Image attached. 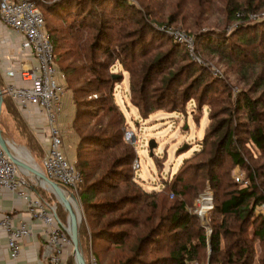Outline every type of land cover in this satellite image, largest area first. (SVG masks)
I'll return each mask as SVG.
<instances>
[{"label":"trees","instance_id":"trees-1","mask_svg":"<svg viewBox=\"0 0 264 264\" xmlns=\"http://www.w3.org/2000/svg\"><path fill=\"white\" fill-rule=\"evenodd\" d=\"M227 2L229 19H234L236 12L258 8L253 0ZM35 3L42 13L43 25L52 40L54 61L63 72L65 88L70 90L74 106L71 127L78 135L73 150L74 166L82 177L77 195L88 227L86 231L81 220L77 228L83 255L89 241L99 261L98 248L110 250L109 260L102 264H249L252 242L256 240L263 247L259 261L264 264V217L253 211L255 205L264 202V182L259 178V171L264 172V161L249 165L235 147L231 109L228 108L227 117L222 121L212 122L210 115L201 148L211 134L216 135V140L203 159L193 160L204 153L202 148L183 161L160 191L143 190L130 170L134 152L122 141L119 124L123 119L111 96L112 86L121 80L122 73H109L108 66L117 63L120 70L127 71L129 102L141 118L161 106H167L170 111H183L187 99L191 96L195 99V94L187 89L175 93L174 72L161 81L157 93L145 90L168 56L156 52L149 63L142 60L145 44H157L162 37L144 21L139 11L132 17L137 7L130 0H35ZM49 18L67 24V28L51 23ZM263 26L264 21L263 24H240L231 33L236 42H231L233 36L200 34L202 41L213 39L216 45L227 46L240 56L246 53V45L253 50L252 54L263 50L256 46L263 36L255 38L256 31H263ZM196 36L200 39L199 34ZM172 46L174 53L181 50L189 55L179 43L173 42ZM216 83L219 84L217 80ZM93 92L97 94L91 98ZM196 100L204 103L198 96ZM2 102L16 111L6 95H2ZM82 104L104 107L105 120L98 119L93 129L83 131L81 124L94 114L80 107ZM256 105V100L244 94L235 102V107L245 110L246 119L251 123L248 141L264 153V129L255 121L259 119ZM22 125L18 131L40 159L42 152L38 144ZM224 157L231 165L242 168L240 181L229 178L230 167L222 166ZM198 174L206 180L213 196L206 212L209 234L200 225L198 215L189 210L184 197L188 190L195 193L203 187L204 182L194 179ZM118 182L123 184L121 189ZM32 189L43 202H54L50 191L35 185ZM169 192L175 194L173 200L166 198ZM98 194L101 197L91 200ZM57 204L55 216L64 223L57 217ZM113 210L116 213L107 216ZM120 248H123L122 254L112 253ZM68 260L66 264H70Z\"/></svg>","mask_w":264,"mask_h":264},{"label":"rangeland","instance_id":"rangeland-1","mask_svg":"<svg viewBox=\"0 0 264 264\" xmlns=\"http://www.w3.org/2000/svg\"><path fill=\"white\" fill-rule=\"evenodd\" d=\"M130 1L137 7V13H132V17L137 16L139 11L144 21L162 37L157 40V44H145L146 46L142 48V51H144L143 53H145L142 60L145 63H149L156 52L166 53L168 56L163 66L154 74L153 79L146 84L145 90L150 94L153 92L157 93L161 89V81L165 77L171 76L174 72L176 74L175 79L177 80L175 84V93L179 90L187 89L192 92V95L195 94V99L193 96L187 99L183 111H170L167 106H161L158 107V109H152L145 117L141 118L135 107L129 102L127 71L120 70L117 63H112L108 66L107 72L119 73L121 71L122 73L121 80L116 81L112 86L113 93L111 96L112 101L121 112V119H123L119 124L122 141L125 142V144L127 143L134 152V156L130 162V170L140 188L148 191H160V189L170 181L173 173L182 166L183 161L202 148V152L204 153H200L193 160L203 159L209 149H212L211 146L213 141L216 140V135L211 134L207 138L204 147L201 148L203 131L209 122L210 115L213 116L212 122L222 121L227 117L228 108L231 109L233 115L230 120L233 124V131H235L236 136L234 142L235 147L241 151L244 161L249 165L262 163V161H264L263 151L257 148L255 149L247 138V130L251 126V123L246 119L245 110L235 107V102L242 94L252 100H256L257 105L255 111L259 119L255 121L262 124L264 129V26L261 28L263 31L257 30L255 33L256 39H258L260 35L263 36L256 45L263 50L252 54L253 50L246 45L244 48L246 53L240 56L229 51L227 46L216 45L213 39L202 41L203 35L200 33L207 32L211 33V35H223L228 37L233 36L231 33L234 32L236 27L240 24H263L264 0H253L255 4L258 5V8L247 12L241 11L240 15L235 14L236 16L234 19H229L226 14L228 0ZM235 1L237 2L239 0H234V2ZM251 12L255 15L247 17ZM241 15H244V17L242 18ZM49 21L55 25L59 24V26L67 28V24L60 23L59 20L57 21L49 18ZM173 30L180 31L185 36H190L192 38L191 48L185 46L183 43L175 41L173 37L170 36ZM196 34L200 35V39ZM235 38L236 37L233 36L231 42H236ZM18 39L19 34L17 32L0 24V63L2 59H11L14 46L17 44ZM173 42L182 45L189 55L186 56L181 50H177L176 53H174V47H170ZM154 43H156V41ZM242 45L244 46V44ZM55 67L61 72L56 62ZM216 80L219 83L218 85ZM61 84L63 86L62 88H64L62 94H65L66 91L67 94H70V90L65 88L64 76ZM207 89L210 90L207 91ZM96 94L97 92L91 93V98L95 97ZM197 96L204 102L203 104H199L198 100H196ZM98 106H96V104H82L80 106L89 110L92 115L94 114L92 117L86 118L81 124L83 131L93 129V125L98 119L105 120L106 115L103 111L104 107L101 109L99 108L100 106ZM72 114L65 120L66 122H61L59 120L60 114L58 121L61 122L60 127L63 141L62 153H64L65 157L75 168L73 150L78 140V135L71 127ZM19 125H22L27 133L31 135L38 144L40 152H42L44 146L40 144L41 141L37 135L39 131L36 130L37 126L39 127L41 125L39 124L36 126L26 122L17 109L16 111L15 109L10 110L7 106L5 107L2 102L0 109V130L2 137L10 143V150H12L11 152L13 154H17L23 160L29 163L32 162L39 167V156L34 154L27 146L25 139L18 131ZM127 132H130L133 136L127 138ZM149 140L153 142L150 149H148ZM134 160L137 161V166L132 165ZM222 166L230 167V179L237 181L241 180L243 175L242 168L237 164L231 165L228 159L224 157ZM76 170L78 171V169ZM259 173L261 174L259 178L264 182V172L262 173L259 171ZM194 179L197 181L199 179L204 182L203 187L195 193H193L194 191L191 189L188 190V195H184V197L187 199L191 212L196 213L197 210H200V213H204V218L203 215L199 217L198 213L196 214L199 217L200 225L206 230L207 234H209L210 229L206 220V212L212 205L213 196L204 178L198 174ZM118 183V187L121 189L123 184L121 182ZM61 189L63 194H65L72 203L76 217L79 220L78 225L81 220H83L85 230L88 231L84 219L85 217L83 216L82 202L79 201L77 189L76 192H72L65 186L61 187ZM68 192L74 195L73 199L69 198ZM52 197L53 201L58 203L56 209L57 217L65 224V210L62 205L56 201L53 194ZM98 197H101V194L96 195V197L91 200ZM166 198L168 200H173L175 194L169 192L166 194ZM205 204H207L209 208L202 212ZM253 211L255 214L259 213L255 211V208H253ZM114 213H116V210L108 212L107 216H111ZM205 224L207 228H205ZM252 243V258L249 264H260L259 258L262 255L263 247H261L256 240ZM87 249L88 250L85 252L86 257L81 251L85 264H102L109 260L108 256L110 250L98 248L100 250L99 257L101 260L99 261L95 252L93 253L92 249H90L89 241ZM67 250L68 252L66 257H64L63 264H66L68 259V263L73 264L71 249ZM114 251L122 254L123 248L114 249L112 253H114ZM205 257L207 258L204 252L203 261H205ZM194 264H196V262Z\"/></svg>","mask_w":264,"mask_h":264},{"label":"built area","instance_id":"built-area-1","mask_svg":"<svg viewBox=\"0 0 264 264\" xmlns=\"http://www.w3.org/2000/svg\"><path fill=\"white\" fill-rule=\"evenodd\" d=\"M235 14L240 15L239 12ZM254 15L251 12L247 17ZM0 24L19 34L15 53L11 59H2L0 63L1 93L11 100L26 122L41 125L36 128L40 144L44 146L40 170L51 181L76 192L82 177L62 153L58 121L63 74L55 67L52 40L43 25L42 13L35 0H0ZM170 36L191 48L190 36L177 30L171 31ZM126 135L127 138L133 136L130 132ZM132 165L137 166V161L134 160ZM32 185L38 186L35 179L13 164L0 146V189L19 195L24 200L29 219L40 223L43 234L39 250L41 264H63V253L71 248L67 225L56 218L55 202H43L34 193ZM254 208L264 217V202ZM196 213L202 217L200 210ZM204 226L207 228L206 224ZM0 228L6 238L8 255L15 259L20 239L29 236L31 230L25 221L15 220L7 211L0 215Z\"/></svg>","mask_w":264,"mask_h":264},{"label":"crops","instance_id":"crops-1","mask_svg":"<svg viewBox=\"0 0 264 264\" xmlns=\"http://www.w3.org/2000/svg\"><path fill=\"white\" fill-rule=\"evenodd\" d=\"M17 46L18 42L14 46L13 54L15 53ZM66 92L65 94H61L60 97L61 113L59 112L58 119L61 114L59 119L61 122H66L65 120L70 117L73 110V106L70 103L69 98L70 94H67ZM60 121L59 125L61 124ZM46 143L47 141L45 142V145ZM5 211L11 212L15 220L20 219L25 221L31 232L29 236H24L20 239L18 249L19 253L15 259H11L5 247L6 238L3 234V230L0 228V264H41L39 259V250L43 234H41L40 223L34 219H29L24 200L19 195L16 193L13 194L6 189H0V215ZM67 252L68 250L65 249L63 257H66Z\"/></svg>","mask_w":264,"mask_h":264},{"label":"water","instance_id":"water-1","mask_svg":"<svg viewBox=\"0 0 264 264\" xmlns=\"http://www.w3.org/2000/svg\"><path fill=\"white\" fill-rule=\"evenodd\" d=\"M1 104H2V93L0 90V109H1ZM152 145H153L152 140H149L148 149H150ZM0 146L4 151L5 155L8 156V158L13 164H15L24 173L32 176L37 182L38 186H41L42 188L49 190L54 195L56 201L62 205L63 209L65 210V217H66L65 223L67 225V233L69 235L71 242L70 249H71L72 262L73 264H85L81 253V249H79V240L77 233L79 220L76 217L71 201H69L68 197L65 196V194H63L61 186L48 179L44 175L43 171L40 170V168L37 167V165H35L34 163L32 162L29 163L26 160H23L17 154H13L10 150L11 148L10 143L8 142V140L2 137L1 130H0ZM68 196L71 199L74 198V195L71 192H68Z\"/></svg>","mask_w":264,"mask_h":264},{"label":"bare ground","instance_id":"bare-ground-1","mask_svg":"<svg viewBox=\"0 0 264 264\" xmlns=\"http://www.w3.org/2000/svg\"><path fill=\"white\" fill-rule=\"evenodd\" d=\"M12 151V150H11ZM74 203V202H73ZM77 205V204H76ZM74 206H75V203H74ZM78 206V205H77ZM208 207V205L207 204H205V206H204V208H203V210L205 209V208H207ZM203 212V211H202Z\"/></svg>","mask_w":264,"mask_h":264}]
</instances>
